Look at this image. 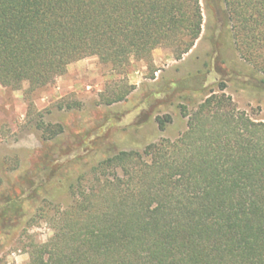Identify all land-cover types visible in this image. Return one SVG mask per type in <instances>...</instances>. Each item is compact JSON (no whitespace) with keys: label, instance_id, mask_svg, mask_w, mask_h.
<instances>
[{"label":"trees","instance_id":"16d2710c","mask_svg":"<svg viewBox=\"0 0 264 264\" xmlns=\"http://www.w3.org/2000/svg\"><path fill=\"white\" fill-rule=\"evenodd\" d=\"M207 4L264 72V0ZM204 23L202 0H0V85L37 90L86 57L121 74L160 48L181 61ZM225 91L212 89L192 115L183 109L178 140L116 153L80 174L72 203L49 220L54 235L31 246L28 264H264V121ZM171 121L157 118L162 131Z\"/></svg>","mask_w":264,"mask_h":264},{"label":"rangeland","instance_id":"374dc122","mask_svg":"<svg viewBox=\"0 0 264 264\" xmlns=\"http://www.w3.org/2000/svg\"><path fill=\"white\" fill-rule=\"evenodd\" d=\"M202 7V35L181 61L160 48L150 63L133 60L121 74L86 57L37 90L0 85V264H28L31 246L52 238L49 220L72 203L69 186L80 174L116 153L178 140L189 121L183 109L194 114L219 85L240 111L264 121V72L243 59L231 26L217 24L207 0ZM168 116L162 131L157 118ZM52 162L61 168L44 174ZM31 177L33 185H23Z\"/></svg>","mask_w":264,"mask_h":264}]
</instances>
